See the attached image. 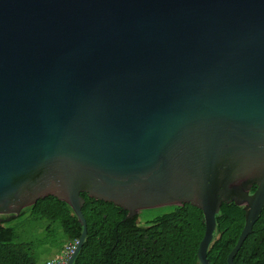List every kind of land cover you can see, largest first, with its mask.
I'll list each match as a JSON object with an SVG mask.
<instances>
[{
  "label": "water",
  "instance_id": "95a60500",
  "mask_svg": "<svg viewBox=\"0 0 264 264\" xmlns=\"http://www.w3.org/2000/svg\"><path fill=\"white\" fill-rule=\"evenodd\" d=\"M86 194V196H80ZM153 224L264 211V0H0V231L46 197Z\"/></svg>",
  "mask_w": 264,
  "mask_h": 264
},
{
  "label": "trees",
  "instance_id": "16d2710c",
  "mask_svg": "<svg viewBox=\"0 0 264 264\" xmlns=\"http://www.w3.org/2000/svg\"><path fill=\"white\" fill-rule=\"evenodd\" d=\"M82 214L86 237L72 264H200L197 250L204 235V217L191 205L180 206L163 220L147 226L127 223L113 204L100 200L84 203ZM43 220L48 224L42 243L55 246L59 253L82 234L81 224L72 219L65 203L46 197L34 204L29 222L0 231V264H37L35 245L23 241L20 230ZM215 221L207 260L209 264H227L244 219L234 205L224 204ZM233 263L264 264V211Z\"/></svg>",
  "mask_w": 264,
  "mask_h": 264
},
{
  "label": "rangeland",
  "instance_id": "374dc122",
  "mask_svg": "<svg viewBox=\"0 0 264 264\" xmlns=\"http://www.w3.org/2000/svg\"><path fill=\"white\" fill-rule=\"evenodd\" d=\"M28 216L23 218L20 223L25 221L29 222ZM47 224L48 222L43 220L40 223L37 222L32 225L27 224L24 229L20 230L23 241L32 242L35 245L34 254L37 260V264H46L47 262L54 261L60 254L55 246L44 245L42 243V239L44 237V228L47 226ZM138 225L147 226L148 224Z\"/></svg>",
  "mask_w": 264,
  "mask_h": 264
},
{
  "label": "built area",
  "instance_id": "2783aa9c",
  "mask_svg": "<svg viewBox=\"0 0 264 264\" xmlns=\"http://www.w3.org/2000/svg\"><path fill=\"white\" fill-rule=\"evenodd\" d=\"M77 245H78L77 240L67 243L64 246V249L61 252V254L54 261L47 262L46 264H67L71 255L74 253Z\"/></svg>",
  "mask_w": 264,
  "mask_h": 264
},
{
  "label": "clouds",
  "instance_id": "9594fccd",
  "mask_svg": "<svg viewBox=\"0 0 264 264\" xmlns=\"http://www.w3.org/2000/svg\"><path fill=\"white\" fill-rule=\"evenodd\" d=\"M77 241H78V240H77ZM65 245H66V244H65ZM65 245H64V246H65ZM63 249H64V247H63ZM62 251H63V250H62ZM60 254H61V253H60ZM60 254H59V255H60ZM72 255H73V254H72ZM72 255H71V256H72ZM70 258H71V257H70ZM68 261H69V260H68Z\"/></svg>",
  "mask_w": 264,
  "mask_h": 264
}]
</instances>
